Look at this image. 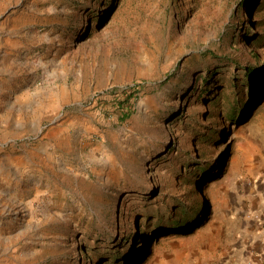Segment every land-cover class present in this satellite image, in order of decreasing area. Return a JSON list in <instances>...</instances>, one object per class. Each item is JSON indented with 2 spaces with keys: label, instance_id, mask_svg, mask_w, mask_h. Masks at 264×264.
I'll return each mask as SVG.
<instances>
[{
  "label": "rangeland",
  "instance_id": "rangeland-1",
  "mask_svg": "<svg viewBox=\"0 0 264 264\" xmlns=\"http://www.w3.org/2000/svg\"><path fill=\"white\" fill-rule=\"evenodd\" d=\"M248 65L264 0H0V264H234L264 195V84L237 123L198 86ZM116 92L136 93L126 119Z\"/></svg>",
  "mask_w": 264,
  "mask_h": 264
},
{
  "label": "trees",
  "instance_id": "trees-1",
  "mask_svg": "<svg viewBox=\"0 0 264 264\" xmlns=\"http://www.w3.org/2000/svg\"><path fill=\"white\" fill-rule=\"evenodd\" d=\"M260 6L261 5L258 4V7ZM250 33V29L245 32L244 36L246 39H248ZM232 64L235 67H238L237 63ZM244 70L245 71L243 77H240L237 73H235L231 78H213L212 75L204 78L200 77L199 80H201L202 83L198 86V88L200 87V94L198 97L199 100L202 98L204 93L209 94L211 92V96L206 100V105L208 108H212L214 110L213 112H208V114L210 113L209 116L221 118L224 122H238L240 116H242V112H244L246 108L247 100L251 99L252 95L255 91H257L260 84H264V65L257 69L252 68V65H248L244 68ZM219 86L221 87L218 89ZM213 87H216L217 94L213 93ZM218 91H221L222 94L218 93ZM135 94V92H131L128 95L125 94L124 96L122 94L121 97H118L115 100L117 109L122 113L126 112V114H122L123 119H126L134 112V102L132 98ZM221 98H224V101H222ZM211 138L214 140V142L218 141V136L212 135L210 138H202L198 140V142L208 143ZM199 165H201L200 162H195L196 167H193V170L189 171V174H192V177H195L197 175V172H199L202 176L208 173V166L203 168L199 167ZM184 179L187 180L188 178L185 177ZM196 212V215L201 213V209L199 206L196 207ZM191 215L193 214H190V216ZM183 216L185 219H188V212H184ZM145 226L150 231H145L142 233V227L138 226V234L136 236L138 237V241L144 238L143 242L147 241L148 243V241H151L150 234L152 235V232L157 231L158 227L151 226L150 221H147L145 223ZM177 226L180 225L177 224ZM119 255L120 254L113 255L107 252V254L103 255L105 258L104 264H130V260L125 262V256L121 257ZM134 264H137V262Z\"/></svg>",
  "mask_w": 264,
  "mask_h": 264
},
{
  "label": "crops",
  "instance_id": "crops-1",
  "mask_svg": "<svg viewBox=\"0 0 264 264\" xmlns=\"http://www.w3.org/2000/svg\"><path fill=\"white\" fill-rule=\"evenodd\" d=\"M249 210L247 215L252 221L247 222L250 227L247 241L240 253L235 255L234 264H264V195L253 202Z\"/></svg>",
  "mask_w": 264,
  "mask_h": 264
},
{
  "label": "built area",
  "instance_id": "built-area-1",
  "mask_svg": "<svg viewBox=\"0 0 264 264\" xmlns=\"http://www.w3.org/2000/svg\"><path fill=\"white\" fill-rule=\"evenodd\" d=\"M122 94H123V92H122ZM122 94L116 92V93H115V98L121 97ZM133 98H134V97H133ZM133 98H132V100H133Z\"/></svg>",
  "mask_w": 264,
  "mask_h": 264
}]
</instances>
